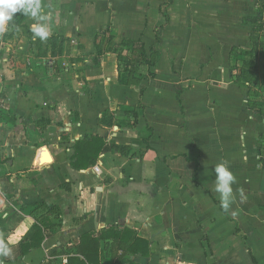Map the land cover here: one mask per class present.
Segmentation results:
<instances>
[{
    "label": "crops",
    "instance_id": "obj_1",
    "mask_svg": "<svg viewBox=\"0 0 264 264\" xmlns=\"http://www.w3.org/2000/svg\"><path fill=\"white\" fill-rule=\"evenodd\" d=\"M41 3L46 41L31 17L0 33V264H68L87 234L102 236L98 264H264V114L241 78L253 0ZM93 139L99 156L74 169ZM35 226L44 241L22 257ZM135 238L148 256L129 251Z\"/></svg>",
    "mask_w": 264,
    "mask_h": 264
},
{
    "label": "trees",
    "instance_id": "obj_2",
    "mask_svg": "<svg viewBox=\"0 0 264 264\" xmlns=\"http://www.w3.org/2000/svg\"><path fill=\"white\" fill-rule=\"evenodd\" d=\"M256 5L258 8V12L254 16L245 17L243 22L246 25L251 27V38L253 39V47L251 50L246 51L242 50L241 54L245 57L242 63V80L244 82H248L254 87L259 88L261 90V86L259 84V64H256L257 59H263L264 57L258 54L262 52V44L260 43V39L262 37L261 33L264 31V14L261 11L260 1L256 0ZM28 16L22 15V13H17L12 21H10V26L14 27V32L17 30L18 26H21L26 22V18ZM135 47L140 51V56L142 57V61L153 66L154 63L149 61L144 55V47L139 42H122L120 44V48H133ZM264 96V90H261ZM250 106L252 109H256L259 114H264V105L259 106L258 102L264 103V97H257V95L250 94ZM83 142H79L76 144V149L73 154V158L71 157V165L74 169L79 170L83 163H87L84 167L93 163L97 157L99 156L101 149L103 147L102 141L100 139H93V143H86L88 146L92 147L91 149H87L85 152L82 151ZM95 145L97 147H95ZM75 160V161H74ZM125 235H128V238H124ZM122 241L127 242L133 236L131 231H125L124 234H120ZM101 237H96L94 234H87L81 238V244L78 249L71 251L73 254L72 257L69 258L68 264H98L99 262L95 259V255L97 256V251L99 247V242ZM0 240H3L0 238ZM44 241V236L42 231L37 226L33 227L31 232L25 237L23 242L21 243V254L22 257L26 256L33 249L40 248ZM129 251L133 254H140L143 256H148L150 249L149 243L143 239L135 238L134 243L130 246ZM82 257V258H81ZM116 264H126V261L121 260Z\"/></svg>",
    "mask_w": 264,
    "mask_h": 264
},
{
    "label": "clouds",
    "instance_id": "obj_3",
    "mask_svg": "<svg viewBox=\"0 0 264 264\" xmlns=\"http://www.w3.org/2000/svg\"><path fill=\"white\" fill-rule=\"evenodd\" d=\"M17 13L31 17L35 23L31 25L33 39L39 38L46 41L51 35L48 21L50 14H45L41 0H0V33L7 31L8 24ZM215 181L214 190L219 194L220 206L224 212H229L235 203L232 185L235 177L226 163H219L214 166ZM12 255V247L3 240H0V257Z\"/></svg>",
    "mask_w": 264,
    "mask_h": 264
},
{
    "label": "rangeland",
    "instance_id": "obj_4",
    "mask_svg": "<svg viewBox=\"0 0 264 264\" xmlns=\"http://www.w3.org/2000/svg\"><path fill=\"white\" fill-rule=\"evenodd\" d=\"M257 1H260V3H262V5H261V11L263 12V14H264V0H257ZM253 2H254V4L256 5V0H253ZM257 12H258V9L255 11V13H254V15H256L257 14ZM261 35H262V37H261V39H260V43L262 44V52L261 53H259L258 55L259 56H263L264 57V31L261 33ZM256 64L259 66V69H258V71H259V79H260V81H259V84L258 85H263L264 86V60L263 59H257L256 61ZM255 88H257V87H255ZM252 95H257V97H260V96H262V98L264 97L263 96V94H262V92H261V90H259V88H257V90H255L254 92H252L251 93Z\"/></svg>",
    "mask_w": 264,
    "mask_h": 264
},
{
    "label": "built area",
    "instance_id": "obj_5",
    "mask_svg": "<svg viewBox=\"0 0 264 264\" xmlns=\"http://www.w3.org/2000/svg\"><path fill=\"white\" fill-rule=\"evenodd\" d=\"M94 170H95L96 173H99V168L98 167H95Z\"/></svg>",
    "mask_w": 264,
    "mask_h": 264
},
{
    "label": "bare ground",
    "instance_id": "obj_6",
    "mask_svg": "<svg viewBox=\"0 0 264 264\" xmlns=\"http://www.w3.org/2000/svg\"><path fill=\"white\" fill-rule=\"evenodd\" d=\"M46 158V157H45ZM43 160H44V157H43ZM41 161V160H40ZM43 163V162H42Z\"/></svg>",
    "mask_w": 264,
    "mask_h": 264
}]
</instances>
